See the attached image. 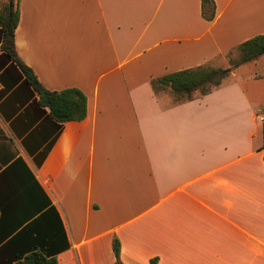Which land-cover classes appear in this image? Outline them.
<instances>
[{"label":"crops","instance_id":"crops-1","mask_svg":"<svg viewBox=\"0 0 264 264\" xmlns=\"http://www.w3.org/2000/svg\"><path fill=\"white\" fill-rule=\"evenodd\" d=\"M13 1L18 56L87 112L59 127L0 49V246L28 228L17 245L58 264H112L115 239L124 264H264V71L180 103L150 84L228 66L264 0L211 20L201 0Z\"/></svg>","mask_w":264,"mask_h":264},{"label":"trees","instance_id":"trees-1","mask_svg":"<svg viewBox=\"0 0 264 264\" xmlns=\"http://www.w3.org/2000/svg\"><path fill=\"white\" fill-rule=\"evenodd\" d=\"M202 15L211 20L214 15L213 0H201ZM19 13L13 0L0 7V49L19 71L24 84L32 95L38 97L37 103L47 107L49 117L60 127L68 121H80L85 118L86 96L77 88L48 90L38 80L33 70L18 56L14 44V31L18 24ZM264 54V34L256 35L237 46L236 54L228 55L229 65L226 68L199 65L177 70L160 77L152 78L151 87L156 94L167 93L180 103L192 99L196 95H206L218 88L223 80L242 64L256 60ZM49 144L48 148L51 146ZM264 160V149H263ZM24 229L13 235L0 246V264H58L55 253L41 245L18 246V239L27 235ZM19 237V238H17ZM115 260L112 264H124L119 257L120 244L113 242ZM155 263V260H152Z\"/></svg>","mask_w":264,"mask_h":264},{"label":"rangeland","instance_id":"rangeland-1","mask_svg":"<svg viewBox=\"0 0 264 264\" xmlns=\"http://www.w3.org/2000/svg\"><path fill=\"white\" fill-rule=\"evenodd\" d=\"M187 45H189L187 41L183 42L184 48ZM226 67L227 65H224V68ZM258 71H264V54L258 57L256 60L248 62L245 65L238 68L237 70H235L238 77H247L248 75Z\"/></svg>","mask_w":264,"mask_h":264},{"label":"built area","instance_id":"built-area-1","mask_svg":"<svg viewBox=\"0 0 264 264\" xmlns=\"http://www.w3.org/2000/svg\"><path fill=\"white\" fill-rule=\"evenodd\" d=\"M260 119H261L262 121H264V115H262V116L260 117Z\"/></svg>","mask_w":264,"mask_h":264}]
</instances>
